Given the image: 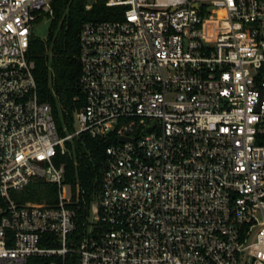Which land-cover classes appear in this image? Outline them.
<instances>
[{
    "label": "built area",
    "instance_id": "2783aa9c",
    "mask_svg": "<svg viewBox=\"0 0 264 264\" xmlns=\"http://www.w3.org/2000/svg\"><path fill=\"white\" fill-rule=\"evenodd\" d=\"M53 1L0 0V264H264V0H101L66 134L28 54ZM81 133L109 145L80 224L63 157ZM36 180L51 201L15 199Z\"/></svg>",
    "mask_w": 264,
    "mask_h": 264
},
{
    "label": "trees",
    "instance_id": "16d2710c",
    "mask_svg": "<svg viewBox=\"0 0 264 264\" xmlns=\"http://www.w3.org/2000/svg\"><path fill=\"white\" fill-rule=\"evenodd\" d=\"M86 0H54V17L49 22V31L44 40L34 38L29 45V58L34 63L33 74L40 101L51 105L57 129L64 134L74 130L75 112L83 105L79 76L80 63L79 30L85 19L106 17L98 15L104 10L101 0L91 11H85ZM107 140L96 139L81 133L69 143L70 153L63 157L65 162L64 182L72 187L74 208L81 224L88 215L89 205L98 191ZM55 185L36 180L21 192L14 193L15 199L24 201H51ZM27 264H78L75 254L64 258L51 255L33 256Z\"/></svg>",
    "mask_w": 264,
    "mask_h": 264
},
{
    "label": "rangeland",
    "instance_id": "374dc122",
    "mask_svg": "<svg viewBox=\"0 0 264 264\" xmlns=\"http://www.w3.org/2000/svg\"><path fill=\"white\" fill-rule=\"evenodd\" d=\"M48 31H49V20H45L44 22H42V24L37 25L33 29V33L36 36L40 37L41 39H45L47 37ZM73 127H74V130L78 129L79 127V124L77 123L76 120H74ZM66 133L68 132H65L64 134ZM63 193L66 197L69 196V187L67 185L64 186Z\"/></svg>",
    "mask_w": 264,
    "mask_h": 264
},
{
    "label": "water",
    "instance_id": "95a60500",
    "mask_svg": "<svg viewBox=\"0 0 264 264\" xmlns=\"http://www.w3.org/2000/svg\"><path fill=\"white\" fill-rule=\"evenodd\" d=\"M126 139H127L126 137H121V138H120L121 141H124V140H126ZM132 140H133V139H132Z\"/></svg>",
    "mask_w": 264,
    "mask_h": 264
}]
</instances>
